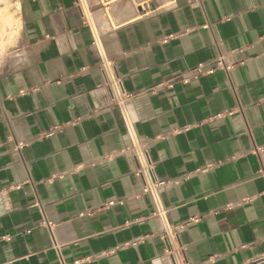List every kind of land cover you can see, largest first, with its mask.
I'll return each mask as SVG.
<instances>
[{"label": "crops", "instance_id": "0c3cea01", "mask_svg": "<svg viewBox=\"0 0 264 264\" xmlns=\"http://www.w3.org/2000/svg\"><path fill=\"white\" fill-rule=\"evenodd\" d=\"M13 5L0 264H264V0Z\"/></svg>", "mask_w": 264, "mask_h": 264}, {"label": "built area", "instance_id": "2783aa9c", "mask_svg": "<svg viewBox=\"0 0 264 264\" xmlns=\"http://www.w3.org/2000/svg\"><path fill=\"white\" fill-rule=\"evenodd\" d=\"M218 66L220 69L222 70H225V71H229L230 68L227 67L224 62L222 60L219 61L218 63ZM189 83V80H185L184 81V84H188ZM115 91L118 93V95H121L122 93V89H121V86L120 84L116 83L115 84ZM144 158L143 162L149 166V161H148V158L146 155H144ZM142 162V161H141ZM164 183L163 182H159V181H152V182H147L146 186L144 187V193H147L151 196L152 200H153V203H154V206H155V215L157 217H159L163 222H165V232L167 233V237L169 238H173V231L170 230L171 229V226L168 224V221H167V218H166V214H165V211H164V207L162 205V202H161V199H160V195H159V188L161 186H163ZM194 223L198 222V219H193L192 220ZM77 264V262L75 263Z\"/></svg>", "mask_w": 264, "mask_h": 264}, {"label": "rangeland", "instance_id": "374dc122", "mask_svg": "<svg viewBox=\"0 0 264 264\" xmlns=\"http://www.w3.org/2000/svg\"><path fill=\"white\" fill-rule=\"evenodd\" d=\"M13 0H0V21L11 33L16 28Z\"/></svg>", "mask_w": 264, "mask_h": 264}]
</instances>
